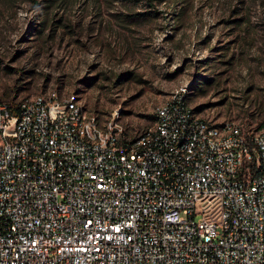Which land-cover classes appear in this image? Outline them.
<instances>
[{"label": "built area", "instance_id": "built-area-1", "mask_svg": "<svg viewBox=\"0 0 264 264\" xmlns=\"http://www.w3.org/2000/svg\"><path fill=\"white\" fill-rule=\"evenodd\" d=\"M75 108L0 104V264H264L261 131L208 140L217 126H192L180 107L163 136L125 139L110 124L83 139L94 124ZM181 134L208 163L178 157ZM141 136L154 147L129 156Z\"/></svg>", "mask_w": 264, "mask_h": 264}, {"label": "rangeland", "instance_id": "rangeland-1", "mask_svg": "<svg viewBox=\"0 0 264 264\" xmlns=\"http://www.w3.org/2000/svg\"><path fill=\"white\" fill-rule=\"evenodd\" d=\"M37 1L0 0V104L76 93L133 139L183 95L216 124L264 130V0Z\"/></svg>", "mask_w": 264, "mask_h": 264}, {"label": "bare ground", "instance_id": "bare-ground-1", "mask_svg": "<svg viewBox=\"0 0 264 264\" xmlns=\"http://www.w3.org/2000/svg\"><path fill=\"white\" fill-rule=\"evenodd\" d=\"M53 101L73 102L75 108V120L80 126L93 125L90 129L82 130L83 139H93V134H98V130L110 129L112 127L117 129H124L123 125L117 122L115 119L111 120L105 128H102L98 118L89 114L86 106L82 103L81 98L76 93H70L65 96H61L58 91L53 90L47 93L37 94L29 96L20 101L21 106L39 105L41 103H51ZM180 107L185 109L187 114V121L192 126L204 127L205 124H211L217 126V131L208 132V140H222L231 139L237 136V133L243 132L241 127L234 122H228L225 124H216L215 122L199 116L192 109L186 105L185 97L175 96L173 100L160 104L155 109L156 122L153 126V133L155 136H163L166 126L168 124V117L164 116L167 111L169 115H176L180 112ZM57 115H66V107L57 108ZM125 133V132H124ZM261 135H264V130L261 131ZM188 134H181L176 138V152L178 157H183L185 161H195L198 158V163H208L209 155H201L200 149L187 150ZM154 147V137L141 136L137 141V146L129 149V156H139L143 153V148ZM255 155V147H248L247 149H239V156L244 159L245 162H252ZM214 157H229V150H214Z\"/></svg>", "mask_w": 264, "mask_h": 264}, {"label": "trees", "instance_id": "trees-1", "mask_svg": "<svg viewBox=\"0 0 264 264\" xmlns=\"http://www.w3.org/2000/svg\"><path fill=\"white\" fill-rule=\"evenodd\" d=\"M168 0H150L149 2V5L150 7H153L154 5H156V3H164V2H167ZM35 2V6L34 8L38 9L41 7V4L40 2H38L37 0H34ZM174 16H176L177 18H179L181 16V12L177 11L176 13L173 14ZM234 60V57H230V59L228 60V63H232V61ZM205 84V87H211L214 83H215V79H212V78H205V81L203 82H198L197 84ZM10 108H12V111L14 114H18L19 112V103H17L16 105H9ZM262 127H264V122L262 124ZM242 129V128H241ZM243 131V129H242ZM244 132V131H243ZM247 136H249V134H246Z\"/></svg>", "mask_w": 264, "mask_h": 264}]
</instances>
